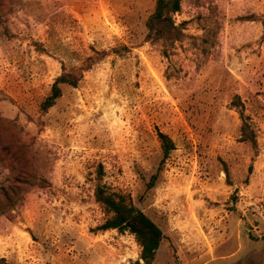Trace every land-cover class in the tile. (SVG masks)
Here are the masks:
<instances>
[{
    "label": "rangeland",
    "instance_id": "rangeland-1",
    "mask_svg": "<svg viewBox=\"0 0 264 264\" xmlns=\"http://www.w3.org/2000/svg\"><path fill=\"white\" fill-rule=\"evenodd\" d=\"M155 3L0 0L8 264H144L133 236L99 230L100 171L163 232L153 264L264 257V0H181L171 46L146 40ZM94 52L107 56L43 112L55 80ZM159 133L174 145L164 162Z\"/></svg>",
    "mask_w": 264,
    "mask_h": 264
},
{
    "label": "trees",
    "instance_id": "trees-1",
    "mask_svg": "<svg viewBox=\"0 0 264 264\" xmlns=\"http://www.w3.org/2000/svg\"><path fill=\"white\" fill-rule=\"evenodd\" d=\"M180 10L181 0H156L154 11L145 23L147 31L146 40L162 43L164 45L169 44L170 46L174 42L179 41L182 37L181 30L175 26L172 17L176 13H179ZM167 48L168 47H164V56L168 55ZM105 56H107L105 52H94L93 55L86 58L83 64L78 68L69 70H64L65 68H63V73L55 80L50 95L41 106L42 111L46 112L52 108L56 101L61 98V87L67 86L70 88H77L82 79V74L90 70ZM240 115L243 119V124L240 128L241 140L254 146L255 138L253 131L249 124H247L246 119L243 118L242 112H240ZM158 138L163 155L162 162H164L174 150V145L168 136L162 133L158 134ZM6 149L7 148H5V150ZM11 156L17 164L24 159H21L15 154ZM99 173V183L96 186L94 197L96 203L103 208L108 216L99 230L102 232L117 231L119 234H130L134 237L137 245L141 249L140 260L144 264H153L156 253L164 239L163 232L149 217L136 208L131 202H128L124 196L112 192L106 185L101 184L102 172L100 171ZM20 174L24 175V170H20ZM17 183L19 182L17 181ZM11 190L16 192L17 188H11ZM2 194L7 202H11L8 190H2ZM0 264L8 263L4 259H0Z\"/></svg>",
    "mask_w": 264,
    "mask_h": 264
},
{
    "label": "crops",
    "instance_id": "crops-1",
    "mask_svg": "<svg viewBox=\"0 0 264 264\" xmlns=\"http://www.w3.org/2000/svg\"><path fill=\"white\" fill-rule=\"evenodd\" d=\"M233 258H222L221 260H219V262H224V261H229ZM202 264H208V263H202ZM229 264H264V257H262L261 255H256L254 257H250V258H246L245 260L241 261H233Z\"/></svg>",
    "mask_w": 264,
    "mask_h": 264
}]
</instances>
